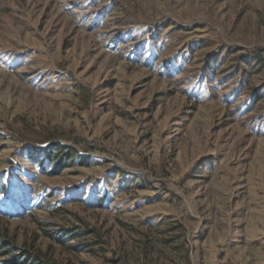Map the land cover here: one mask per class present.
<instances>
[{"label": "rangeland", "instance_id": "374dc122", "mask_svg": "<svg viewBox=\"0 0 264 264\" xmlns=\"http://www.w3.org/2000/svg\"><path fill=\"white\" fill-rule=\"evenodd\" d=\"M0 264H264V0H0Z\"/></svg>", "mask_w": 264, "mask_h": 264}]
</instances>
